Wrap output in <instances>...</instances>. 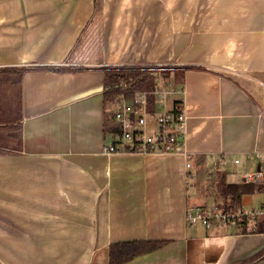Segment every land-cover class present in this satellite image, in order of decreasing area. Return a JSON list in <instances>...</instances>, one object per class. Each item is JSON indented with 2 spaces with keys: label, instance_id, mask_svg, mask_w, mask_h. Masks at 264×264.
I'll list each match as a JSON object with an SVG mask.
<instances>
[{
  "label": "crops",
  "instance_id": "crops-1",
  "mask_svg": "<svg viewBox=\"0 0 264 264\" xmlns=\"http://www.w3.org/2000/svg\"><path fill=\"white\" fill-rule=\"evenodd\" d=\"M160 65L183 87L181 150L107 153L105 69ZM7 67L23 69L21 129L0 153V264H109V245L133 240L167 243L123 264H242L263 250L264 232L186 213L234 199L198 201L220 171L264 188L244 177L264 171V0H0Z\"/></svg>",
  "mask_w": 264,
  "mask_h": 264
},
{
  "label": "built area",
  "instance_id": "built-area-1",
  "mask_svg": "<svg viewBox=\"0 0 264 264\" xmlns=\"http://www.w3.org/2000/svg\"><path fill=\"white\" fill-rule=\"evenodd\" d=\"M166 66L160 65L158 69L165 70ZM169 85L155 84L151 88L137 90L132 95L121 93L116 97L111 103L115 128L112 142L104 148L107 153L181 150L184 112L183 101L178 95L183 94V87L177 88L171 83ZM221 161L225 162V158L221 157ZM186 166H191L189 159ZM244 177L251 181H264V171L248 172ZM261 215H264V207L245 211L230 198L221 206L198 205L189 208L186 219L191 223L200 222L205 227L215 222L233 223L240 227L242 221L253 223Z\"/></svg>",
  "mask_w": 264,
  "mask_h": 264
},
{
  "label": "trees",
  "instance_id": "trees-1",
  "mask_svg": "<svg viewBox=\"0 0 264 264\" xmlns=\"http://www.w3.org/2000/svg\"><path fill=\"white\" fill-rule=\"evenodd\" d=\"M23 69L1 68L0 69V94L9 90L8 98L17 106L16 117L0 115V133L2 138L11 146H0V153H9L17 149L20 144V79ZM166 76L167 70H152L145 66H121L105 69L104 72V101L106 104L112 103L116 97L125 93L132 95L135 91L151 88L149 79L156 74ZM2 139V140H3ZM263 184L248 181L230 183L225 180L224 172H218L214 187L220 199L225 200L228 195H232L239 205L241 196L254 190H262ZM224 203V201H223ZM219 205V204H218ZM240 228L244 232H264V217L257 218L253 223L247 220L240 223ZM167 240H133L114 242L109 245V264H123L131 261L137 256L153 251L164 246ZM263 250L254 255L242 264H252L262 258Z\"/></svg>",
  "mask_w": 264,
  "mask_h": 264
},
{
  "label": "rangeland",
  "instance_id": "rangeland-1",
  "mask_svg": "<svg viewBox=\"0 0 264 264\" xmlns=\"http://www.w3.org/2000/svg\"><path fill=\"white\" fill-rule=\"evenodd\" d=\"M149 83L152 86L155 84L165 85V86H170L169 83L173 84L171 82L170 78H163V77H159V76H155V77L153 76L152 78H150ZM8 93H9V90L4 91L0 94V115L1 116L16 117L18 114V110L16 109L17 106L15 103H12L10 98H8ZM2 139H3L2 134L0 133V146H3V147L4 146H11L10 143H8L4 139L3 140ZM241 161L242 162L239 164H234V163L230 164V166H231V167H229L230 171L234 172V175H232V177H238L237 176L238 173L245 170V168L248 167V166H246V158L244 160L241 159ZM249 169L256 170V165H254V164L250 165ZM191 182H193V181H191ZM190 184H192V183H190ZM210 186H213V184L210 183L208 187H210ZM204 193L205 194L202 196H204L205 198L201 197L202 199H199L198 200L199 202H201V200L202 201L205 200L208 205H211V204L213 205V203H215L216 201L219 200V196L215 192V187H214V191H212V192L211 191L210 192L205 191ZM197 195H198V190H195V192L193 193L191 198L193 199ZM263 205H264V188H263V191L254 190L253 192L245 193L242 195V207L244 208L245 211H255V210L260 209V207ZM196 223H200V222H196ZM215 223H220V222H215ZM215 223H214V225L217 226L218 224H215ZM197 225H199V227H201L202 229L209 230V228H206L202 224H197Z\"/></svg>",
  "mask_w": 264,
  "mask_h": 264
}]
</instances>
